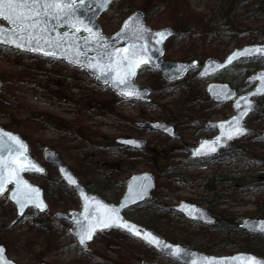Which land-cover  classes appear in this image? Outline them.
<instances>
[{"label":"rangeland","instance_id":"rangeland-1","mask_svg":"<svg viewBox=\"0 0 264 264\" xmlns=\"http://www.w3.org/2000/svg\"><path fill=\"white\" fill-rule=\"evenodd\" d=\"M148 2L116 0L100 15L98 23L103 25V32L111 34L130 12ZM186 2L197 24L203 25L212 18L214 0ZM171 4L168 3V9L152 15L147 23L154 27L152 23L157 21L155 28L170 26V18H173L170 12L174 9ZM237 14L243 13L238 10ZM222 22L217 20L215 32L201 40L186 35L176 36L172 40L170 38L164 45L165 50L169 44L164 58L178 60L190 48L197 54H203L201 60L209 56L221 59L233 48L264 42L263 19L244 15L237 21L240 25L256 28L257 33L261 32L263 38L258 41H253V37L247 34L229 35ZM211 52L219 55L215 56ZM263 66L264 60H243L214 78L198 79L191 72L172 82L165 81L154 69L144 68L135 80L148 85L151 94L147 100H127L115 95L106 84L95 82L94 76L80 67L0 45V100L4 104L0 108V125L5 127L9 119L12 124H17L28 117L37 118L39 122L32 125L33 139L30 144L27 141L29 148L35 152L32 155L44 163L42 148H54L86 187L88 182L102 178L111 171L118 172V178L122 181L132 173L152 172L156 178V188L150 199L154 209L162 206L167 208L180 200L189 201L211 209L218 223L224 224L222 228L230 225L231 231H220L223 234L215 233V230L209 233L198 231L192 227L194 222L184 219L180 214L170 210L162 214L158 209L155 210L157 217L154 218V224L149 227L170 241L172 238L184 237L192 248L201 251L213 243L223 248L216 253L204 250L206 253L227 255L240 250L237 246L239 243L250 242L251 238L235 235L233 229L242 217L252 214L257 206L256 201L264 197V153L254 155L252 149L243 151L241 145L251 147L254 142L264 141V135L253 136L256 135L254 131L252 136L245 137L246 143L244 140L236 142V145L232 143L223 156L207 161L189 160L184 147L193 146L198 139L212 134L199 125V121L217 120L232 113L230 103L211 102L205 92L208 81H227L239 91H244L248 88L245 79ZM84 100H91L92 104L87 108L80 107L79 103ZM262 104L264 97L260 99L259 109L264 108ZM256 113L246 120L253 130L254 122L250 120ZM144 120H162L172 124L181 139H172L158 131L141 129L135 125L136 121ZM9 130L19 133L14 129ZM120 137L145 139L146 146L142 150H134L118 145L115 139ZM168 161L177 164L172 173L186 178L174 177V181L167 179L162 172ZM46 168L48 173L45 176L26 173L25 177L43 188L44 183L55 178L56 172L53 165L47 164ZM97 193L109 202H117ZM5 195L0 196V239L5 238L10 244L0 243L5 245L8 257L19 264H142L144 260L157 264H182L144 247L126 234L118 233L121 232L119 230L98 233L87 249L80 248L68 233L69 223L53 216L58 210L79 209L74 194L64 192V195H58V203H53L50 209L42 213L28 209L20 219L16 218ZM215 196L231 199L215 204L213 209L210 202ZM60 203L66 207L63 208ZM146 207L147 203H143L127 209L124 216L136 221L138 216L146 212ZM34 211L41 215L39 223L44 226L42 229L49 231L48 240L40 235L39 225L30 220L33 219ZM51 239L55 248L43 247L44 243L48 246ZM229 242L237 245L227 247Z\"/></svg>","mask_w":264,"mask_h":264},{"label":"water","instance_id":"water-1","mask_svg":"<svg viewBox=\"0 0 264 264\" xmlns=\"http://www.w3.org/2000/svg\"><path fill=\"white\" fill-rule=\"evenodd\" d=\"M115 0H111L110 3L102 4L100 0H85L84 4H80V0H76V4L79 5L74 10V15L65 17L63 20L58 21L51 17H44L43 22L37 26L35 30L36 38L40 40V45L43 51L54 52L55 56H45L42 52H33L29 50H22L16 48L12 44L0 43V45H5L13 49L34 53L43 57L55 58L72 64L73 66L80 67L85 70L89 75L94 76L97 83L107 84L109 89L114 92L117 96L123 99H141L146 100L151 93V88L143 83H138L135 78L138 72L143 67H150L157 71L161 77L166 81L179 80L188 71L192 69H198L196 77L199 79L208 78L216 73L223 71L236 62H239L246 58L259 57L264 58V54L254 53L251 55H242L244 49L253 48H264V43L246 44L238 48L231 49L222 59L215 57H207L201 64L197 59H192L190 61H173L166 60L163 57L164 48L163 45L167 39L177 34V30L170 26H164L161 28H152L145 21V14L142 9H136L130 14H128L121 22L119 28L108 35L106 33H101V27L97 22L99 16L107 10L108 6ZM136 17L141 24H143L150 31L145 33L144 39H139L136 35H133L132 31L124 30V24L130 20V18ZM82 21V23H80ZM75 25L76 27H73ZM85 27L91 28L93 33L85 30ZM16 25L11 22L0 19V30L3 31L4 39H17V42L24 43L25 48L28 46V38L25 37L23 41L19 40L18 37L13 36V30ZM46 28L47 31H41ZM79 28L80 31H76ZM164 32L165 37L162 42L157 43L161 40L156 33ZM34 44L35 41H32ZM135 45L138 50L142 45L146 46V51L141 53L140 59L147 60L148 63H141L139 67H134L135 75L129 77L130 86L120 85L119 87L112 86V80H114L119 73L121 76L124 75L125 68L123 66H118L117 61H120L125 55H129L133 50ZM121 49H128V53L118 51ZM236 54V55H234ZM231 62H229V58ZM71 61V62H70ZM90 65H97L95 68L90 67ZM107 73V76L102 75ZM264 69L257 70L254 74L250 75L246 81L248 83H253L254 86L251 90L238 94L237 91L231 87L228 82L221 81H210L205 87V91L208 97L215 103H223L231 101V109L233 113L226 119L220 120H205L204 123L210 129H214L216 134L210 137L200 138L197 143L193 146H186V150L189 151L188 157L190 159H203V158H216L219 156L222 149H226L231 142L239 139L245 135L253 133L245 121L247 117L254 112L259 106V98L264 96ZM105 79H108V83H105ZM2 85V80L0 78V87ZM130 91L134 92L135 95L130 97H125L122 92ZM239 104V107L237 105ZM250 106V110H249ZM247 112L246 115H242L241 123L243 127L247 130L245 134L235 137L232 140L222 139L219 144H216V151L210 155H194V151L200 147V145L205 141H214L217 137L222 136V130L218 127L221 124H225L227 128L228 121L233 120L234 117L241 116L242 113ZM135 125L141 129H148L153 131H158L165 134L172 139H180L181 136L175 131L172 124L162 121V120H144L136 121ZM0 130L2 133L12 134L20 139V141L26 146L27 151L24 155L27 156L28 160L34 162L37 167L42 169V171H36L34 169L22 171L19 173V178L22 183L19 185V189L15 181L6 183L4 186L3 193H6L7 200L12 204L15 210V216L20 219L24 216L25 212L29 208H33L38 212H43L47 208V203L44 197L43 189L28 180L25 177V173H32L43 176L46 173V167L35 157H33L29 152V145L27 141L18 133L10 131L0 125ZM4 142H7V138L4 137ZM115 142L127 146L135 150H142L146 146V140L135 137H120L116 138ZM0 156L4 158L5 161L12 162L18 160L19 162L26 163L20 154L14 153L9 154L6 150L0 151ZM42 159L46 164H52L56 167L57 172L62 179V181L67 185L76 195L80 209H71L69 211L58 210L53 216L56 219L66 220L70 224L68 233L76 241L77 245L82 249H87L89 246L88 241L85 246L79 244V239L76 233L80 231V226L77 221H80L83 225H87L88 220H85V215L91 213L92 216L100 217L103 216L106 211L111 209H116L119 216L124 222L130 225H135L137 228L141 229L143 232L151 233L157 236L161 241L170 244L173 248H180L181 254L177 256H171L166 253H162L159 249L154 246L148 245L143 239L131 235L128 231L119 227H110L104 229H97L96 233L110 230L118 229L133 238H136L153 250L161 255H164L170 259L176 260L182 264H247L245 258L254 257L260 261H264V257L251 253V252H236L228 255H211L203 251L193 249L190 245L186 243H173L161 236L160 233L152 228L144 226L140 223L134 222L125 218L123 212L131 207L140 205L151 198V192L156 187V178L154 174L150 171H141L137 173H132L124 179V190L118 199L117 203L108 202L100 194L87 189L79 180L74 171L63 162L59 153L50 146H44L42 148ZM71 180H75V184L71 183ZM11 188L8 189V186ZM31 189H38V196L33 194V199L35 203L24 202L23 197ZM131 189V191H130ZM142 193V197L140 195ZM13 196H17L18 199L22 200V204H18ZM42 203L44 205L43 210L36 207V204ZM106 206V207H105ZM87 207V213H86ZM168 209L180 213L183 218L193 222H199L206 225H215L217 219L211 214L207 207L197 205L195 203L180 200L176 205H169ZM23 213V214H21ZM91 218V217H90ZM261 226H264V217H245L242 219L239 227L251 234L264 236V231L261 230ZM95 233V235H96ZM93 236V238L95 237ZM0 249L3 250V259L10 264H18L17 262L10 259L6 252V247L4 244L0 243ZM38 264H47L45 262H40ZM142 264H157L152 261L144 260Z\"/></svg>","mask_w":264,"mask_h":264},{"label":"snow or ice","instance_id":"snow-or-ice-1","mask_svg":"<svg viewBox=\"0 0 264 264\" xmlns=\"http://www.w3.org/2000/svg\"><path fill=\"white\" fill-rule=\"evenodd\" d=\"M84 2L85 0H80L81 5L84 4ZM110 2L111 0H100V3L102 4H107ZM78 6L79 5L76 4V0H0V19L7 20L13 25H16V28L13 30L14 37H18L21 41L27 37L29 41L27 48H25V44L17 42V39H4L3 31L0 30V43L12 44L16 48L22 50L42 52V54L45 56H55L56 54L54 52L43 51L40 45V40L36 38L35 30L37 29V26L43 22L42 18L51 17L61 21L65 17L74 15V10ZM80 23H82V21ZM73 27L76 26L73 25ZM123 28L126 31H132L133 35H136L139 39H144V34L150 31L143 24H141L136 17L130 18V20L124 24ZM85 30L99 38L98 34L93 33L91 28L85 27ZM41 31H47V29L44 28ZM76 31H80V29L76 28ZM156 35L161 38V40H158L157 43L162 42V39L165 37V33L160 32L156 33ZM32 41H35V43L33 44ZM146 50L147 49L145 45H142L138 50L134 45L133 50L129 55H125L120 61H117L118 66H123L125 68V72L122 76L117 73L116 78L112 80V86H130L129 77L135 75L134 67H139L141 63H148L147 60L139 58L141 53L145 52ZM118 51L128 53L129 50L121 49ZM254 53L264 54V48L244 49L241 54L251 55ZM231 59L232 58L230 57L229 62H231ZM96 66L97 65H90V67L94 68ZM102 75L107 76V73L102 72ZM261 79H264V77H261ZM105 83H108V79H105ZM121 94L125 97L135 95L134 92L130 91H125ZM237 107H239V104ZM246 114L247 112H244L241 114V116L234 117L233 120L226 122L227 128L225 127V124L219 125L218 127L222 130V136L217 137L214 141L203 142L200 147L194 151V155H210L216 151L215 145L219 144L222 139L232 140L235 137L245 134L247 130L243 127L241 118L242 115ZM4 137L7 138V142H4ZM4 150H6L9 154H20L26 163L19 162L18 160L8 162L5 161L2 156H0V193H3L5 184L12 181L16 182L19 189V185L22 183L19 178L20 172L30 169L42 171V169L37 167L34 162L28 160L27 156L24 155L27 149L18 137L9 133H2V130H0V151ZM70 182L73 184L76 183L75 180H71ZM38 192V189H31L24 195L23 201L35 203L33 194L38 196ZM140 195L142 197V193H140ZM13 199H15L18 204H22V200L18 199L17 196H13ZM36 207H39L41 210H43L44 205L40 203L36 204ZM87 211L88 210L86 207V213ZM85 220H88L87 225H83L80 221H77V224L80 226V231L76 233V236L79 239V244L82 246H85L88 241L93 239V236L95 235L98 228L104 229L110 227H119L125 229L131 235L143 239L148 245L156 247L162 253L177 257L181 254L180 248H173L172 245L161 241L157 236L148 232H143L141 229L137 228V226L124 222L116 209L108 210L103 216L100 217H95L92 216L91 213H88L85 215ZM261 230L264 231V226H261ZM2 253L3 250L0 249V264H10V262H7L3 259ZM245 259L247 264H264V261H260L254 257H247ZM212 264H216V262H212Z\"/></svg>","mask_w":264,"mask_h":264},{"label":"trees","instance_id":"trees-1","mask_svg":"<svg viewBox=\"0 0 264 264\" xmlns=\"http://www.w3.org/2000/svg\"><path fill=\"white\" fill-rule=\"evenodd\" d=\"M172 2L171 5H173L174 9H171L170 12V18L171 19V24L170 26L178 30V36H184L186 35L187 37H197L199 40L203 39L206 36H210L215 32L216 29V21L220 20L223 21L222 25L227 27V31L229 35L231 34H240L244 35L247 34L248 37H253V41H258L262 40L263 34L261 32L257 33L256 28L252 27H246L245 25H240L237 21L239 20L240 16H253V19H263L264 20V0H214V4L212 7V18H209L204 22V24H197V20L193 18V16L190 14L187 5L186 0H149L148 3L142 4L140 8H142L145 12V18L146 21L151 20L150 18L152 15H156L159 12L164 11L166 8L168 9V3ZM240 10V13L242 12L243 14H237V11ZM155 23L157 24V21L152 23V25L155 27ZM102 30L105 31L103 25H101ZM264 33V32H263ZM174 36V37H176ZM173 37V38H174ZM172 40V38H171ZM171 42V41H170ZM169 47V44L166 45L165 51H167ZM166 53V52H165ZM213 55L217 56L219 55L218 53L211 52ZM222 54V53H221ZM168 59V57H166ZM193 58H197L201 60L203 58V54H197L194 50H191L188 48L182 57H180V60H190ZM91 103V100H84L82 103H79L80 107L87 108ZM264 106V104H262ZM4 107V104L2 100H0V108L2 109ZM6 113H3L5 115ZM251 123L254 122V131L256 132V135L253 136H262L264 135V108H261L257 110V113L255 116L250 120ZM12 120L9 119V122L5 125L6 128L9 129H14L18 131L22 136L29 142L31 143L33 139V127L32 125H35L38 123V119L34 117H28L22 122H17V124H12ZM252 136V135H249ZM244 136L236 141L233 142L234 145H236V142H240L244 140V143L247 142V139L245 140ZM31 146V145H30ZM30 149V153L34 154L35 152ZM241 149L243 151H251L254 152V155H261L264 153V141L261 140L259 142H254L251 144V147H248L246 144L241 145ZM150 166V164H149ZM177 167L176 163H173L172 161H168L167 165L165 166L163 170L164 176L169 179L170 181H174V177L178 178H186V176L180 175V174H175L172 173V171ZM113 170V169H112ZM48 173V172H47ZM118 172L116 171H111L107 175H104L102 178L99 179H93L92 181L88 182V188L90 190L100 192L103 194V196H109L110 198L114 200H118L120 197L122 190H123V181L118 178ZM55 178L49 179L47 183L43 184V189H44V194L45 198L48 201V209L51 208L53 203H58V195L62 196L64 195V192L71 193L73 192L62 182L60 177L58 176L57 172L54 173ZM187 179H190L189 177ZM219 197V198H218ZM231 197H226L222 198V196H215L212 198L210 205L214 209L215 204H219L220 202H225L229 201ZM147 207H146V212L144 214L140 215L137 217L136 221L139 223H142L146 226H152L154 224V218L157 217L155 214V210L158 209L161 211L162 214L169 212L167 208L162 206V208H156L152 206V200H149L146 202ZM257 206L255 207V210L252 212L250 216L253 217H264V197L260 198L259 200L256 201ZM60 206L66 207L65 205L60 203ZM166 210V211H165ZM172 212V211H171ZM213 212V211H212ZM175 213V212H173ZM178 214V213H177ZM33 219L30 218V220L34 224H38V231L41 233L40 235L44 237L46 240L47 234L49 231L46 229H42L44 226H41L39 223V218L41 215L37 214L35 211L33 213ZM240 219V217H238ZM221 225L224 224H219L217 223L214 226H207V225H202L199 223H192V227L198 229V231H203V232H210L211 230H215V233H221L225 232V230H228L227 232L231 231V226L228 225L225 228H222ZM221 226V227H220ZM236 229H233V232L235 235H243V232L240 231L237 227ZM224 229V230H223ZM222 231V232H220ZM120 234H124L123 232H118ZM242 233V234H241ZM247 235L246 233H244ZM166 238V237H165ZM251 238L249 243L246 244H227V247H231V245H237L240 250H245L248 252L264 255V238L259 237V236H249ZM9 239V238H8ZM50 239V237H49ZM52 242L46 246V243H44L43 247H51L55 248L54 246V241L51 239ZM50 240V241H51ZM173 242H178V243H189L186 238H172ZM171 240V241H172ZM0 241L4 242L6 245L10 244V241L2 238ZM138 241V240H137ZM139 242V241H138ZM40 243H43L40 241ZM141 243V242H140ZM192 243V242H191ZM144 247L148 248L145 244L141 243ZM190 244V243H189ZM194 244V243H193ZM191 246V244H190ZM223 248V247H221ZM215 244L210 243L209 246H206V248H203L202 250L209 251V253H216L219 249Z\"/></svg>","mask_w":264,"mask_h":264},{"label":"flooded vegetation","instance_id":"flooded-vegetation-1","mask_svg":"<svg viewBox=\"0 0 264 264\" xmlns=\"http://www.w3.org/2000/svg\"><path fill=\"white\" fill-rule=\"evenodd\" d=\"M197 59V58H196ZM255 59H260V60H264V58H258V57H254V58H250V59H245V60H255ZM178 60H180V59H178ZM178 60H176V61H178ZM181 61H183V60H181ZM185 61H189V60H185ZM201 61L202 60H199V63H201ZM241 62V61H240ZM239 63V62H238ZM231 68V67H230ZM230 68H228V69H230ZM228 69H226V70H228ZM259 69H264V66L263 67H260ZM226 70H223V71H220V72H218V73H216L215 75H213V76H211V78H214V77H217L218 75H220L222 72H225ZM258 70V69H257ZM256 70V71H257ZM191 72H194L195 73V75H196V72H197V70H192V71H190L189 73H191ZM255 73V72H254ZM248 78V77H247ZM246 78V79H247ZM246 79H245V83L248 85V88L247 89H245L244 91H239L237 88H235V87H233L232 86V84L230 83V82H228L236 91H237V93H242V92H246V91H249V90H251L252 88H253V86H254V84L253 83H248L247 81H246ZM214 81H219L218 79L217 80H215V79H213ZM221 82H223V81H221ZM225 82H227V81H225ZM206 86V85H205ZM206 95H207V93H206ZM208 96V95H207ZM209 98V97H208ZM210 99V98H209ZM211 100V99H210ZM211 102H213L212 100H211ZM214 103V102H213ZM225 103H230V108H231V101L230 102H225ZM214 104H223V103H214ZM232 114V113H231ZM230 114V115H231ZM229 115V116H230ZM229 116H226V117H224V118H221V119H226L227 117H229ZM205 120H212V119H204V120H201V121H199V125H201L204 129H206V130H209V131H211L212 132V134L210 135V136H212V135H214V134H216V131L214 130V129H210V128H208L207 126H206V124L204 123V121ZM217 120H220V119H217ZM210 136H206V137H210ZM204 138V137H203ZM181 139V138H180ZM199 140V139H198ZM197 143V142H196ZM195 145V144H194ZM231 145V144H230ZM230 145L228 146V148L230 147ZM184 149L186 150V146L184 147ZM226 150V149H225ZM225 150H223L222 152H220V154H219V156H223L224 154H223V152L225 151ZM189 159V158H188ZM189 160H192V159H189ZM208 159H206V158H203V159H195L194 160V162H199V161H207ZM70 189V188H69ZM71 190V189H70ZM210 210V212H211V214L212 215H214L215 216V214H214V212H212L211 211V209H209ZM172 212H175V211H173V210H171ZM216 217V219H217V222H216V224L218 223V218H217V216H215ZM245 217H253V216H244V217H242L241 219H240V221L239 222H236V227L238 228V229H240V231H242L243 232V235L244 236H259V235H255V234H251V233H248V232H246V231H244V230H242L240 227H239V224L241 223V221H242V219L243 218H245ZM137 222V221H136ZM137 223H139V222H137ZM140 224H142V223H140ZM199 224H202V223H199ZM215 224V225H216ZM142 225H144V224H142ZM202 225H206V224H202ZM209 226V225H208ZM211 226V225H210ZM214 226V225H213ZM234 229H236V228H234ZM244 233H246L247 235H245ZM242 234V233H241ZM259 237H263L264 238V236H259ZM201 251V250H200ZM203 251V250H202ZM203 252H205V251H203ZM236 252H248V251H245V250H236V251H234V252H232L231 254H233V253H236ZM206 253V252H205ZM258 255H260V254H258ZM260 256H263L264 257V255H260Z\"/></svg>","mask_w":264,"mask_h":264}]
</instances>
